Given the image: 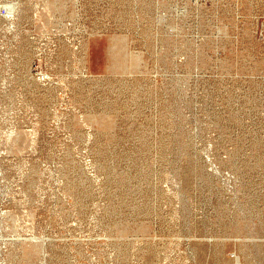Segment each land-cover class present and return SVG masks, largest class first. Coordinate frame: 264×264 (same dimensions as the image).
Here are the masks:
<instances>
[{
  "label": "rangeland",
  "instance_id": "obj_1",
  "mask_svg": "<svg viewBox=\"0 0 264 264\" xmlns=\"http://www.w3.org/2000/svg\"><path fill=\"white\" fill-rule=\"evenodd\" d=\"M0 154V264H264V0H0Z\"/></svg>",
  "mask_w": 264,
  "mask_h": 264
},
{
  "label": "bare ground",
  "instance_id": "obj_2",
  "mask_svg": "<svg viewBox=\"0 0 264 264\" xmlns=\"http://www.w3.org/2000/svg\"><path fill=\"white\" fill-rule=\"evenodd\" d=\"M49 10V9H48ZM47 13V12H46ZM41 15V14H40ZM39 20V19H38ZM44 27V26H43ZM45 28V27H44ZM16 30V29H15ZM47 35V34H46ZM49 35V34H48ZM53 38V37H52ZM41 43V42H40ZM39 44V43H38ZM55 46V45H54ZM52 48V47H51ZM47 59V58H46ZM47 61V60H46ZM46 80V79H45ZM66 80V79H65ZM64 80V81H65ZM50 81V80H49ZM61 82V81H60ZM69 92V91H68ZM67 98V97H66ZM66 100V99H65ZM65 102V101H64ZM65 121V120H64ZM61 124V123H60ZM64 124V123H63ZM40 126V125H39ZM35 127V126H34ZM42 129V128H41ZM16 130V129H15ZM16 133V132H15ZM32 136V135H31ZM14 140V139H13ZM31 140V139H30ZM16 141V140H15ZM11 146H13V145H11ZM10 149V148H9ZM1 155V154H0ZM6 156V155H5ZM4 156V157H5ZM20 174V173H19ZM61 189V188H60ZM63 196H64V194H63ZM66 197V196H65ZM69 198V197H68ZM70 199V198H69ZM72 199V198H71ZM96 203V202H95ZM98 204V203H97ZM95 206V205H94ZM96 213V212H95ZM79 219V218H78ZM94 220V219H93ZM3 227V226H2ZM67 232V231H66ZM7 239V238H6ZM81 240V239H80ZM2 242V241H1ZM68 242V241H67ZM68 244V243H67ZM74 244V243H73ZM72 244V245H73ZM85 245H87V244H85ZM104 245V244H103ZM68 246H70V245H68ZM71 248V247H70ZM75 248V247H74ZM77 253V252H76ZM82 264V263H81Z\"/></svg>",
  "mask_w": 264,
  "mask_h": 264
},
{
  "label": "clouds",
  "instance_id": "obj_3",
  "mask_svg": "<svg viewBox=\"0 0 264 264\" xmlns=\"http://www.w3.org/2000/svg\"><path fill=\"white\" fill-rule=\"evenodd\" d=\"M7 7H9V8H10L11 6H7Z\"/></svg>",
  "mask_w": 264,
  "mask_h": 264
}]
</instances>
